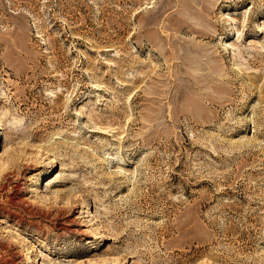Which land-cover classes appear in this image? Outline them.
<instances>
[{
  "label": "rangeland",
  "instance_id": "rangeland-1",
  "mask_svg": "<svg viewBox=\"0 0 264 264\" xmlns=\"http://www.w3.org/2000/svg\"><path fill=\"white\" fill-rule=\"evenodd\" d=\"M0 128V264H264V0H0Z\"/></svg>",
  "mask_w": 264,
  "mask_h": 264
},
{
  "label": "bare ground",
  "instance_id": "bare-ground-1",
  "mask_svg": "<svg viewBox=\"0 0 264 264\" xmlns=\"http://www.w3.org/2000/svg\"><path fill=\"white\" fill-rule=\"evenodd\" d=\"M263 30V29H262ZM1 129V128H0ZM57 184V181H53V182H50V184H48V186H50V188L51 187H53L54 185H56ZM86 208V207H85Z\"/></svg>",
  "mask_w": 264,
  "mask_h": 264
}]
</instances>
